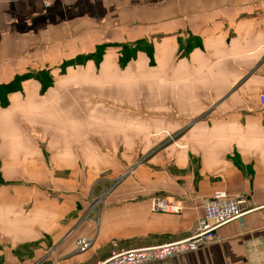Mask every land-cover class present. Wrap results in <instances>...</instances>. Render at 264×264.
Here are the masks:
<instances>
[{
  "label": "crops",
  "instance_id": "obj_1",
  "mask_svg": "<svg viewBox=\"0 0 264 264\" xmlns=\"http://www.w3.org/2000/svg\"><path fill=\"white\" fill-rule=\"evenodd\" d=\"M12 81L0 264H96L187 238L220 188L253 211L221 241L146 264H264V0H0ZM154 195L185 210L153 211Z\"/></svg>",
  "mask_w": 264,
  "mask_h": 264
},
{
  "label": "built area",
  "instance_id": "obj_2",
  "mask_svg": "<svg viewBox=\"0 0 264 264\" xmlns=\"http://www.w3.org/2000/svg\"><path fill=\"white\" fill-rule=\"evenodd\" d=\"M53 1L42 0L45 8L51 7ZM262 100L264 101V95ZM246 204L245 195L231 193L224 188L217 189L202 202L201 212L189 237L155 246L113 252L108 259L96 264H146L195 251L210 242L221 241V228L236 220L242 222L244 215L253 211L245 209ZM151 207L153 211L176 215L185 210L184 204L172 202L159 195L152 196ZM76 244L78 251L83 252L90 246L91 241L83 237Z\"/></svg>",
  "mask_w": 264,
  "mask_h": 264
},
{
  "label": "trees",
  "instance_id": "obj_3",
  "mask_svg": "<svg viewBox=\"0 0 264 264\" xmlns=\"http://www.w3.org/2000/svg\"><path fill=\"white\" fill-rule=\"evenodd\" d=\"M193 45H195V43H190V45H188L189 49ZM140 48H141L140 43L135 44L134 47H130V46L125 45L123 47L124 50H123V53H122V56H121V60L124 61V62L129 61V59H131V57L135 54V52L137 50H139ZM146 49L149 50L150 52L153 51V47L151 45L147 46ZM102 53H103V48H101L99 50V52L97 53V55L100 56V55H102ZM40 76L41 75L39 73L37 75L36 74H32V75L31 74H28L27 75L28 78H30V77H40ZM15 83H16V81H13V82L5 85V86H8V85L10 86L12 84L14 85ZM18 88H19V86H18ZM8 92L6 91L5 88H1L0 87V99H1L2 102H5L6 103V101L8 100Z\"/></svg>",
  "mask_w": 264,
  "mask_h": 264
},
{
  "label": "rangeland",
  "instance_id": "obj_4",
  "mask_svg": "<svg viewBox=\"0 0 264 264\" xmlns=\"http://www.w3.org/2000/svg\"><path fill=\"white\" fill-rule=\"evenodd\" d=\"M146 43H142V45H145ZM32 74H34V73H32ZM31 74V75H32ZM13 82V81H12ZM7 84H9V83H7ZM7 84H0V87L1 88H5L6 89V91L8 92V100L6 101V103L5 102H2L1 101V99H0V107L1 108H3L5 111L3 112V113H1L2 111H1V109H0V115H2L3 116V114H5V113H7L8 115L9 114H12L13 115V112H16V111H18L19 109H18V107H15V110L13 109L12 110V108L10 107V104H11V94L13 93V92H17V91H19V88H18V85H20L19 84V82L17 81L14 85L12 84V85H8V86H5V85H7ZM3 103V104H2ZM170 138H168V139H165V140H163V148L162 149H164L167 145H170L171 144V140H173V139H170ZM46 140V138H44V141ZM147 153H149V150H147L146 152H145V154L140 158L141 160L142 159H144L145 161H146V159H145V156L147 155ZM134 168H136V167H134ZM129 171V170H128Z\"/></svg>",
  "mask_w": 264,
  "mask_h": 264
}]
</instances>
